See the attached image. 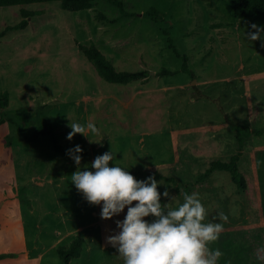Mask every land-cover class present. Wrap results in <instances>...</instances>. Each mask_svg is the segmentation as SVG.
<instances>
[{"label":"rangeland","instance_id":"rangeland-1","mask_svg":"<svg viewBox=\"0 0 264 264\" xmlns=\"http://www.w3.org/2000/svg\"><path fill=\"white\" fill-rule=\"evenodd\" d=\"M114 1L80 11L59 1L0 7V91L9 95L0 109V264H62L58 247L77 237L80 256L69 264H122L106 238L127 209L105 221L102 205L78 193L67 154L76 145L81 171L112 151L110 167L170 177L156 179L162 204L182 201L181 190L199 193L209 222H221L220 211L229 217L211 245L223 253L218 264H264L255 256L264 246V33L247 39L264 15L237 19L230 0H117L123 10ZM22 9L37 12L9 30ZM153 9L162 19L147 15ZM79 44H94L117 71H149L146 80L106 81ZM69 120L94 123L100 135L69 141ZM45 121L63 151L48 136L27 139ZM240 124L249 128L241 150ZM239 151L244 188L226 171L197 181Z\"/></svg>","mask_w":264,"mask_h":264},{"label":"clouds","instance_id":"clouds-1","mask_svg":"<svg viewBox=\"0 0 264 264\" xmlns=\"http://www.w3.org/2000/svg\"><path fill=\"white\" fill-rule=\"evenodd\" d=\"M250 27L254 31L247 33V39L260 40L264 28L256 24H250ZM68 126L71 129L67 135L69 141L77 134L86 138L89 133L100 135V130L91 122L85 125L70 121ZM81 153L79 145L67 151L77 165L71 183L78 193L90 205H102L100 216L105 221L127 209L124 219L115 222L118 232L106 238V242L117 250L122 264H218L223 253L211 245L219 240L224 224L228 222L225 212L218 213L221 222H209L208 209L200 194L183 190L180 192L182 201L171 197L169 203L162 204L158 191L161 183L152 176L144 181L137 180L116 164L110 167L114 160L112 151L94 159L91 163L94 171H81ZM163 196L169 198V192L166 190ZM149 217L150 222L146 219ZM255 256L264 261V246L256 250Z\"/></svg>","mask_w":264,"mask_h":264},{"label":"trees","instance_id":"trees-1","mask_svg":"<svg viewBox=\"0 0 264 264\" xmlns=\"http://www.w3.org/2000/svg\"><path fill=\"white\" fill-rule=\"evenodd\" d=\"M59 1L62 8L69 11H80L88 9L92 6V3L96 0H0V7L13 6V5H26L38 2H51ZM115 5L123 10V3L121 1H114ZM233 15L237 19L247 18V17H256L264 15V0H230ZM37 11H32L28 9H22L21 15L22 20L8 27L9 30L13 29H24L28 25L27 18L32 15H35ZM147 15L153 20L162 19L161 13L157 10H150L147 12ZM79 49L82 54L88 58L96 67L98 74L108 82L126 84L134 80H146V74L149 71H117L113 65L105 58V56L100 52V50L94 45H83L79 44ZM184 61L186 57L183 56ZM186 64V63H185ZM184 70H187V67L184 66ZM9 105V95L6 91H0V109H4ZM234 129L237 131V140L239 143V150L242 149L243 141L245 140V134L249 132V128L246 125H233ZM20 132H23L21 128ZM40 136H48L49 140L52 142L53 147L56 151L61 152L63 149L59 146V141L56 138V131L52 125L45 121L40 126H38L33 134L27 139L29 141L36 140ZM100 147L99 149H101ZM104 153H100L103 155ZM242 155V151L237 152L232 155L228 161H212L209 164V167L205 171L199 174L197 181H203L209 177L213 171H226L228 172L232 180L240 188L245 187V179L239 171L238 162ZM128 171V170H127ZM137 180L147 179L152 176L155 179H164L165 181H171L170 177L158 172V171H148L146 173H141L139 170L129 171ZM84 239L82 237H77L67 246L58 247V255L61 259L62 264H69L71 259L78 258L80 256V249Z\"/></svg>","mask_w":264,"mask_h":264},{"label":"crops","instance_id":"crops-1","mask_svg":"<svg viewBox=\"0 0 264 264\" xmlns=\"http://www.w3.org/2000/svg\"><path fill=\"white\" fill-rule=\"evenodd\" d=\"M15 254H16V253H15ZM17 255H18V256H21V253L18 252ZM24 258H25L26 261H29V260H31V258H33V256L31 255V252H30L27 248L25 249V255H24Z\"/></svg>","mask_w":264,"mask_h":264}]
</instances>
